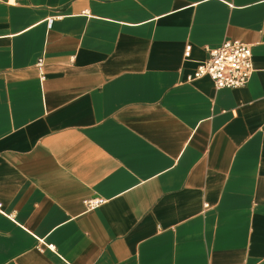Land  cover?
<instances>
[{
	"label": "crops",
	"instance_id": "crops-1",
	"mask_svg": "<svg viewBox=\"0 0 264 264\" xmlns=\"http://www.w3.org/2000/svg\"><path fill=\"white\" fill-rule=\"evenodd\" d=\"M0 264H264V0H0Z\"/></svg>",
	"mask_w": 264,
	"mask_h": 264
},
{
	"label": "built area",
	"instance_id": "built-area-1",
	"mask_svg": "<svg viewBox=\"0 0 264 264\" xmlns=\"http://www.w3.org/2000/svg\"><path fill=\"white\" fill-rule=\"evenodd\" d=\"M208 53L209 59L198 67L190 80L209 77L218 90L238 89L248 85L254 72L251 46L240 41H227L220 48L208 50ZM190 54L191 47L189 46L185 56L189 57ZM37 68L44 76L43 58L38 61ZM102 203L101 200H94L87 202V206L89 209H94ZM49 248L55 249L53 246H49Z\"/></svg>",
	"mask_w": 264,
	"mask_h": 264
}]
</instances>
